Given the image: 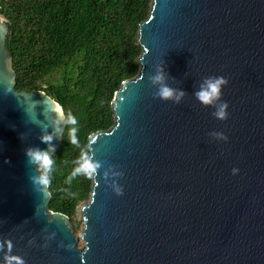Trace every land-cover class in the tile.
Returning <instances> with one entry per match:
<instances>
[{
    "label": "water",
    "instance_id": "water-1",
    "mask_svg": "<svg viewBox=\"0 0 264 264\" xmlns=\"http://www.w3.org/2000/svg\"><path fill=\"white\" fill-rule=\"evenodd\" d=\"M8 32L0 15V240L12 253L25 264H264V0H151L139 71L114 92L113 125L87 137L122 172L123 194L92 181L77 235L28 179L24 149L47 147L38 125L62 107L15 89ZM157 66L179 103L154 95ZM208 76L228 80L225 120L195 96Z\"/></svg>",
    "mask_w": 264,
    "mask_h": 264
},
{
    "label": "trees",
    "instance_id": "trees-1",
    "mask_svg": "<svg viewBox=\"0 0 264 264\" xmlns=\"http://www.w3.org/2000/svg\"><path fill=\"white\" fill-rule=\"evenodd\" d=\"M150 6L151 0H0L15 89L44 90L71 111L86 146L90 133L113 125L114 92L139 71L138 25ZM68 130L53 154L48 207L72 218L89 199L92 180L78 176L66 183L80 154Z\"/></svg>",
    "mask_w": 264,
    "mask_h": 264
},
{
    "label": "clouds",
    "instance_id": "clouds-1",
    "mask_svg": "<svg viewBox=\"0 0 264 264\" xmlns=\"http://www.w3.org/2000/svg\"><path fill=\"white\" fill-rule=\"evenodd\" d=\"M143 78L142 71L140 73V79ZM148 79L152 85H158L159 87L155 91L154 95L163 100H173L179 103L181 98L185 95L183 91L177 93L175 89L167 85L165 82V76L162 66H157L155 75L149 76ZM228 83V80L224 76H208L205 78L204 83L200 85V89L195 93L196 98L204 106H214L215 111L212 113L218 119H227L228 103L221 100L222 87ZM38 103L33 101V105ZM55 115L50 116L47 123L41 122L40 134L38 139L42 144L47 147L42 148L38 145H29L24 149L26 157V166L31 167V171L27 173L29 181L33 184L34 188L41 193L46 192L50 187L52 181V172L54 169L55 161L53 154L56 152V145L54 140L63 139V132L65 126H69L68 136L69 142L76 147L80 148V154L78 158L73 162L75 167L69 175L66 183L78 177L84 176L88 180H92L98 183L97 177L101 176L105 184H108L117 195L123 194V188L118 183L117 177L122 175L116 166L109 164L104 167L101 160L96 158V153L91 143L81 147L77 137L78 133V121L71 111L65 113L62 108L56 106L53 110ZM35 123V121H32ZM51 129V131H49ZM218 139L227 140L228 137L222 132L212 133ZM6 163H10V160H6ZM103 172L101 173V169ZM239 171L237 168H233V174ZM111 177V180L109 179ZM0 253L3 254V264H25L22 257L11 252L10 242L0 240Z\"/></svg>",
    "mask_w": 264,
    "mask_h": 264
},
{
    "label": "rangeland",
    "instance_id": "rangeland-1",
    "mask_svg": "<svg viewBox=\"0 0 264 264\" xmlns=\"http://www.w3.org/2000/svg\"><path fill=\"white\" fill-rule=\"evenodd\" d=\"M71 222L74 228L75 234H79L81 231V228L83 227L82 222L79 220L77 212L72 216ZM82 244L81 240H79L78 245L80 246Z\"/></svg>",
    "mask_w": 264,
    "mask_h": 264
}]
</instances>
